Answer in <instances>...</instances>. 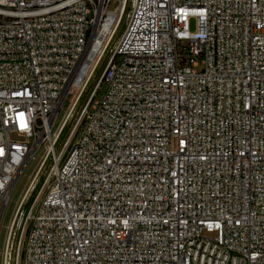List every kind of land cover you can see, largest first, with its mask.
<instances>
[{
    "label": "built area",
    "instance_id": "built-area-1",
    "mask_svg": "<svg viewBox=\"0 0 264 264\" xmlns=\"http://www.w3.org/2000/svg\"><path fill=\"white\" fill-rule=\"evenodd\" d=\"M38 153L2 264H264V0H0V226Z\"/></svg>",
    "mask_w": 264,
    "mask_h": 264
},
{
    "label": "rangeland",
    "instance_id": "rangeland-1",
    "mask_svg": "<svg viewBox=\"0 0 264 264\" xmlns=\"http://www.w3.org/2000/svg\"><path fill=\"white\" fill-rule=\"evenodd\" d=\"M127 19V18H126ZM195 26H194V22L191 23V30H194ZM124 30V26H121V28H119L117 30V32L119 33L118 35L120 36V34L123 32ZM103 95V91L100 92L99 98ZM69 106V100H67L65 102V105L62 109V111L60 112L57 124L62 121V119L65 116V112L68 109ZM40 155L41 153H38L35 157V160L30 161V163L26 166V168L24 169V172L22 173L14 191L11 197V201L9 206L7 207L5 214L3 216L2 219V223L0 226V264H2V256H3V251H4V247H5V241H6V236H7V228L9 226V224L12 221L13 215L20 203V200L22 198V196L27 192L32 179L35 177L36 174V170L37 167L39 165L40 162ZM34 187V186H32Z\"/></svg>",
    "mask_w": 264,
    "mask_h": 264
},
{
    "label": "bare ground",
    "instance_id": "bare-ground-1",
    "mask_svg": "<svg viewBox=\"0 0 264 264\" xmlns=\"http://www.w3.org/2000/svg\"><path fill=\"white\" fill-rule=\"evenodd\" d=\"M128 20V16H127V19H126V21ZM118 29H119V27H118ZM38 182V180L33 184V185H35L36 183ZM31 191V190H30ZM26 192L23 196H22V198H21V200H20V202L23 200V201H28L29 200V197L31 196V192Z\"/></svg>",
    "mask_w": 264,
    "mask_h": 264
}]
</instances>
